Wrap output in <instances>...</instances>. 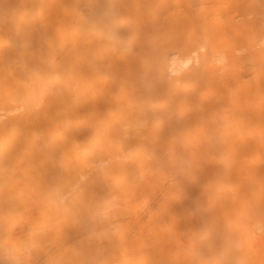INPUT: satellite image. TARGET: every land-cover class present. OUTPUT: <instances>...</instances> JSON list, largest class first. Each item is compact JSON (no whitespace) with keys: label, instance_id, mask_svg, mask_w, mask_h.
<instances>
[{"label":"bare ground","instance_id":"obj_1","mask_svg":"<svg viewBox=\"0 0 264 264\" xmlns=\"http://www.w3.org/2000/svg\"><path fill=\"white\" fill-rule=\"evenodd\" d=\"M0 264H264V0H0Z\"/></svg>","mask_w":264,"mask_h":264}]
</instances>
